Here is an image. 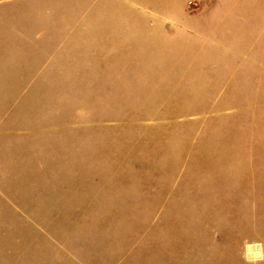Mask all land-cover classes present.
I'll list each match as a JSON object with an SVG mask.
<instances>
[{
  "label": "rangeland",
  "instance_id": "rangeland-1",
  "mask_svg": "<svg viewBox=\"0 0 264 264\" xmlns=\"http://www.w3.org/2000/svg\"><path fill=\"white\" fill-rule=\"evenodd\" d=\"M0 264H264V0H0Z\"/></svg>",
  "mask_w": 264,
  "mask_h": 264
}]
</instances>
